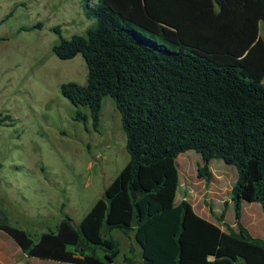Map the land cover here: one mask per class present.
<instances>
[{
  "label": "trees",
  "instance_id": "obj_1",
  "mask_svg": "<svg viewBox=\"0 0 264 264\" xmlns=\"http://www.w3.org/2000/svg\"><path fill=\"white\" fill-rule=\"evenodd\" d=\"M84 11L95 20L85 35L54 29L55 56L81 55L88 70L86 84L60 91L77 109L73 120L95 131L104 99L114 100L129 161L79 225L66 217L33 238L0 211V232L31 258L117 264L115 232L134 231L143 264H182L190 203L178 199V157L195 151L206 182L215 160L238 174L239 231L221 234L213 264H264V239L241 223L245 205L264 211V0H95Z\"/></svg>",
  "mask_w": 264,
  "mask_h": 264
},
{
  "label": "rangeland",
  "instance_id": "obj_2",
  "mask_svg": "<svg viewBox=\"0 0 264 264\" xmlns=\"http://www.w3.org/2000/svg\"><path fill=\"white\" fill-rule=\"evenodd\" d=\"M87 2L95 0H0V211L33 238L55 231L66 217L79 225L129 161L114 100L104 99L95 131L91 120L87 126L73 120L77 109L60 91L67 82L86 84L88 70L81 55L68 61L55 56L60 37L54 29L60 27L66 39L85 35L95 26L85 15ZM260 36L264 40V21ZM178 164V199L217 223L223 215L224 230L238 232L231 200L236 169L215 160L206 182L198 176L202 161L195 151L180 155ZM241 223L264 239L259 204L245 205ZM134 235L115 232L121 242L117 264H142ZM8 256L13 260L0 264L40 263L0 232V258Z\"/></svg>",
  "mask_w": 264,
  "mask_h": 264
},
{
  "label": "crops",
  "instance_id": "obj_3",
  "mask_svg": "<svg viewBox=\"0 0 264 264\" xmlns=\"http://www.w3.org/2000/svg\"><path fill=\"white\" fill-rule=\"evenodd\" d=\"M200 212L202 210L197 211L195 206L190 204L182 236L184 248L182 264H213L215 260L219 239L225 231L223 221L217 223L214 217L202 215ZM7 259L13 260L8 256L0 258V261ZM37 264L64 263L40 260Z\"/></svg>",
  "mask_w": 264,
  "mask_h": 264
}]
</instances>
